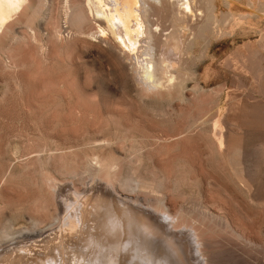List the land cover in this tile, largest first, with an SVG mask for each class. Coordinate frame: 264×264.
Masks as SVG:
<instances>
[{
    "label": "rangeland",
    "instance_id": "374dc122",
    "mask_svg": "<svg viewBox=\"0 0 264 264\" xmlns=\"http://www.w3.org/2000/svg\"><path fill=\"white\" fill-rule=\"evenodd\" d=\"M30 1L0 32V255L9 260L0 264L25 263V252L46 264L54 250L43 241L68 235L60 199L89 208L88 196L107 192L144 207L162 201L197 225L205 255L221 264H264V127L247 121L264 107V0H188L186 14L184 0L154 5L151 44L175 63V81L154 92L115 41L54 37L62 0ZM174 15L177 49L166 36ZM221 131L241 136L246 175L220 155ZM227 219L260 248L225 230Z\"/></svg>",
    "mask_w": 264,
    "mask_h": 264
},
{
    "label": "bare ground",
    "instance_id": "6f19581e",
    "mask_svg": "<svg viewBox=\"0 0 264 264\" xmlns=\"http://www.w3.org/2000/svg\"><path fill=\"white\" fill-rule=\"evenodd\" d=\"M191 1L193 0L189 2L191 3ZM189 2L188 0L182 1L180 5L181 13L186 14L191 11L192 8L190 7L191 5L189 6ZM157 4L161 6L162 0H79V5H76L74 0H62L61 18L58 22L59 24L52 28V33L62 44L69 39L81 36L99 38L104 42L106 40L115 41L120 51L128 55L131 61L129 62L136 71L133 72L137 83L144 87L146 91L154 92V90L164 87L165 83L171 85L170 82L175 81V75L170 72V68L172 69L175 63H170L168 56H166L167 54L160 53L158 55L151 44L152 33L157 29L155 19L157 13L154 10L156 8L154 5ZM31 6L30 0H0V32L5 29L10 20L14 21V19L20 18L19 15L26 14ZM51 12L50 9L44 12L42 19L48 20L50 16L52 18ZM178 15L173 16L172 22L175 27L170 31L171 33L169 32L166 35L175 42L174 46L176 49L179 46H177L175 39L179 38L180 34L184 32L182 27H180L183 20ZM73 17L78 23V28H74L71 25ZM35 30V27H29V32H31L29 34L35 35ZM40 32L43 34V31ZM154 33L153 36L155 35ZM46 35L48 36L49 34L46 33ZM39 40L37 42L40 45V42L43 41ZM116 43L114 44L116 45ZM261 47L264 48L263 46ZM253 52L256 51L254 50ZM256 53H254V56L257 57L259 54L258 52ZM260 57L264 56L260 55ZM261 59L264 60V58ZM165 85L167 86L168 84ZM247 121L250 124L264 127V107L254 105L248 114ZM223 123L225 122H222L224 126ZM215 124L218 123L215 122ZM222 129L218 128V130ZM217 133L214 134V139L220 155L231 165L230 168H235L237 164L239 166H237V169L239 168L238 170L246 175L248 169L243 158L246 154L244 155L243 147L239 142L241 136L233 140L234 137L230 132L221 131ZM247 134L249 135V133ZM258 148H261V146ZM214 154H217V151ZM214 156L216 157L217 155ZM246 156L249 157V155ZM246 156L245 158H247ZM105 194L109 196H104V194H100L97 197L94 196V198L88 196L84 203L90 205L89 208L82 206L81 202L74 203L70 199H60L61 209L62 211L64 210L63 221L68 235L65 239L61 230H58L51 238L43 241V245L39 248H47L49 251L54 250V252H51L52 257L47 260L46 264L222 263L218 262L217 256L205 255L206 251L204 252L203 250L205 242L202 240L200 229L195 228L197 225L194 226L191 220L189 221L191 224L187 220V222H183L185 219L183 216H179V219L178 216L175 217L170 214L164 208L165 205L162 201H159L156 206L144 207L139 203L140 201L138 202V199H136L137 202H135L136 200H133V202L129 197L125 198L109 192ZM76 197L78 198V196ZM108 197H111L110 199L112 200H109ZM163 217L166 220H163ZM228 220L223 222L220 220L225 230L235 233L237 238H241L248 244L256 242L246 238L245 235L243 237L242 235L240 236L235 231V227L232 226L230 220ZM58 232L60 233L59 235ZM88 241L90 242L88 243ZM255 245L257 244L255 243ZM241 251L243 252V250ZM248 251H251V249H248ZM23 254V259H27L25 263L24 260L22 262L19 259V262H11V264H44L42 260L38 259L37 261V259L31 260L28 258L30 254L28 252ZM20 255L22 256V254ZM1 258L4 259L5 255L4 258ZM15 258L18 260V257ZM6 259L4 261L8 262L9 260L7 261Z\"/></svg>",
    "mask_w": 264,
    "mask_h": 264
}]
</instances>
